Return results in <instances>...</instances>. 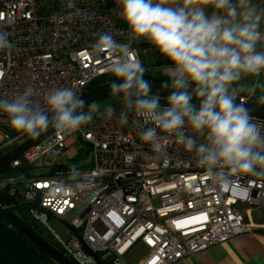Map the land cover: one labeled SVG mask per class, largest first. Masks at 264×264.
I'll return each instance as SVG.
<instances>
[{
	"label": "built area",
	"instance_id": "built-area-1",
	"mask_svg": "<svg viewBox=\"0 0 264 264\" xmlns=\"http://www.w3.org/2000/svg\"><path fill=\"white\" fill-rule=\"evenodd\" d=\"M117 2L0 0V34L7 36L9 44L0 49V99H12L27 88L33 89L32 99L41 104L43 94L57 87L75 86L79 95L92 79L109 73V55L95 54L92 48L102 33L129 44L139 57L127 25L116 15ZM112 106V118L99 115L97 122L77 131L79 137L55 131L9 165L29 164L55 149L56 158L68 149L72 158L77 154L74 144L85 143L92 150L89 166L31 177L9 176L0 182L13 191L22 179L23 201L38 191L39 205L56 216L66 215L93 195L70 221L88 250L72 232L68 238L60 237L48 225L50 214L35 208L23 210L44 237L42 230L49 232L47 239L67 257L76 264H129L127 251L142 245L146 253L138 264H171L239 233L264 230V223L246 220L237 206L264 204V179L240 176L220 187L191 154L174 143L167 145L165 156L148 159L145 153H150V146L138 134L142 121L138 123L129 113L124 124L119 119L123 100ZM254 119L264 125L262 119ZM2 131V146L26 137ZM128 156L133 157L131 162Z\"/></svg>",
	"mask_w": 264,
	"mask_h": 264
},
{
	"label": "clouds",
	"instance_id": "clouds-1",
	"mask_svg": "<svg viewBox=\"0 0 264 264\" xmlns=\"http://www.w3.org/2000/svg\"><path fill=\"white\" fill-rule=\"evenodd\" d=\"M119 3L129 39L147 41L169 62L161 87L170 91L167 105L161 106L129 44L102 33L92 45L95 54L110 57L107 71L116 78L111 94L123 100L120 121L127 124L129 113L142 121L139 138L151 150L146 158L160 159L174 143L220 187L240 176L264 179V125L237 103L238 92L244 90L240 82L264 72V7L253 0ZM6 47L7 36L0 34V49ZM33 95L27 88L12 99H0V112L7 115L11 128L32 139L49 129L57 135L72 134L97 114L104 119L115 114L111 104L101 111V105L92 103L84 111L75 86L48 90L42 104ZM127 159L131 162L133 157Z\"/></svg>",
	"mask_w": 264,
	"mask_h": 264
},
{
	"label": "water",
	"instance_id": "water-1",
	"mask_svg": "<svg viewBox=\"0 0 264 264\" xmlns=\"http://www.w3.org/2000/svg\"><path fill=\"white\" fill-rule=\"evenodd\" d=\"M115 79L109 72L99 75L88 82L78 95L85 102L84 108L90 103L106 97L122 100V98L111 94L110 85ZM145 79L151 83L152 93L159 95L161 106H166L170 90L161 87L164 80L154 78ZM237 103H243L253 117L260 118L264 121L263 102L253 101L249 98L240 100V97L237 96ZM0 115L7 117L2 112H0ZM55 131V129H49L39 139H32L27 136L0 147V169L9 166L12 161L22 157L24 153L34 146L45 142ZM92 198L93 195L88 197L79 207L63 216H56L41 207L39 205L40 195L38 191L35 192L31 200L20 201L0 207V264H76L54 243L44 237L30 221L22 217L20 211L35 208L56 217L70 229L82 242L85 249L88 250L79 231L70 225V221ZM93 255L96 257L94 253Z\"/></svg>",
	"mask_w": 264,
	"mask_h": 264
},
{
	"label": "rangeland",
	"instance_id": "rangeland-1",
	"mask_svg": "<svg viewBox=\"0 0 264 264\" xmlns=\"http://www.w3.org/2000/svg\"><path fill=\"white\" fill-rule=\"evenodd\" d=\"M137 51L139 58L146 69L145 73H148L151 76H155L157 79H165V80L167 79V77L164 75L163 70L168 65L169 62L168 61L164 62L163 61L164 57H162L152 46H150L147 49L138 46ZM240 83L244 85V90L239 91L237 96L244 95V96L252 97L253 99L258 101L262 100L264 103V87L260 86L264 84V72H262L259 77H247ZM113 102H115V98L106 97L104 99H100L92 103H97L101 105V107H103L112 104ZM92 103L87 105L83 110L87 111ZM98 119H99V115L97 114L94 116L90 124L97 122ZM0 122L3 123V129H5L6 127L11 128L8 117L0 115ZM3 129H0V140H1V135L3 134L2 131ZM74 137L76 138L79 137V133L75 132ZM73 148L77 152V154H75L72 158H66L63 154L56 158L57 150L55 149L48 152L47 154L41 155L36 161L31 162L29 164H25L26 166L28 165L29 174L35 175V174L47 173L49 169L48 166L50 164H53L54 160L60 163H64L72 169H82L87 167L91 163V157H92L91 148L85 143H76L74 144ZM1 181H2V177L0 172V182ZM0 190H1V184H0ZM48 225L62 238H68L69 236H71V231L69 230V228L62 221H60L59 219H57L52 215L48 217ZM42 233L46 237H49V232L47 230H42ZM133 250L134 247H131L125 254L127 255L126 258L128 259L129 264H135L142 255L141 252H138L136 254V251Z\"/></svg>",
	"mask_w": 264,
	"mask_h": 264
},
{
	"label": "crops",
	"instance_id": "crops-1",
	"mask_svg": "<svg viewBox=\"0 0 264 264\" xmlns=\"http://www.w3.org/2000/svg\"><path fill=\"white\" fill-rule=\"evenodd\" d=\"M253 3L260 7H264V0H253ZM115 10L116 15L120 18L119 0ZM209 11H211V9H209ZM261 32L264 33V21L261 22ZM135 42L137 48L140 46L141 48L144 47V49H147L151 46L145 40H137ZM163 60L167 62L165 58H163ZM239 97L258 101L252 97L244 95H240ZM258 102L263 101L260 100ZM0 143L3 142L0 141ZM2 145L3 144H0V147H2ZM70 154L71 153L69 149L66 153H63L66 158H71L69 157ZM48 168H50V165ZM237 206L246 220L249 219L258 225L264 223V204L247 207L245 203H238ZM133 251H136V254L138 252H141L142 254L139 260L135 263L138 264L141 258L145 255L146 249L144 246L138 245ZM171 264H264V230L257 228L248 232L239 233L224 242L214 244L204 250L198 251L193 255H188Z\"/></svg>",
	"mask_w": 264,
	"mask_h": 264
},
{
	"label": "trees",
	"instance_id": "trees-1",
	"mask_svg": "<svg viewBox=\"0 0 264 264\" xmlns=\"http://www.w3.org/2000/svg\"><path fill=\"white\" fill-rule=\"evenodd\" d=\"M144 78L157 79L155 76H151V75H149L147 73H145ZM158 80H160V79H158ZM161 80H165V79H161ZM121 101L122 100L115 99V102H113L112 104L117 103V102H121ZM103 108H104V106L101 107V110H103ZM5 129L9 132L11 137H14V136L17 135L16 131H12L11 132V130H9L8 127H6ZM64 168H70V167L68 165L64 164V163H60L58 161H54L53 164H50V168H49L47 173L53 172V171L59 170V169H64ZM0 172H1L2 180L4 178H6V177H9V176H16V177L17 176H25V177L33 176V175H30L29 172H28V165L26 166L23 162L21 163V165L15 167V168L11 167V166L3 167V168L0 169ZM43 174H45V173H43ZM37 175H39V174H37ZM24 189H25V182H23L22 179L17 181L14 184V186L12 187L13 191H11V187L8 188V187H2L1 186V190H0V207L23 201ZM20 214L22 215V217H24L25 219L29 220L28 217L25 215L24 211H20ZM32 224L34 225V227L38 231H41V228L36 223L32 222Z\"/></svg>",
	"mask_w": 264,
	"mask_h": 264
},
{
	"label": "flooded vegetation",
	"instance_id": "flooded-vegetation-1",
	"mask_svg": "<svg viewBox=\"0 0 264 264\" xmlns=\"http://www.w3.org/2000/svg\"><path fill=\"white\" fill-rule=\"evenodd\" d=\"M47 238V237H46Z\"/></svg>",
	"mask_w": 264,
	"mask_h": 264
}]
</instances>
